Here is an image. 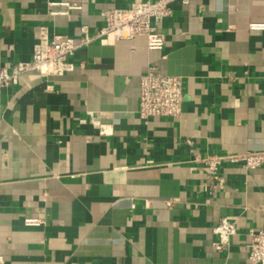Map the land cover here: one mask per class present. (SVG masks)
<instances>
[{
	"label": "crops",
	"instance_id": "1",
	"mask_svg": "<svg viewBox=\"0 0 264 264\" xmlns=\"http://www.w3.org/2000/svg\"><path fill=\"white\" fill-rule=\"evenodd\" d=\"M132 2L0 0V66L31 61L42 28L78 40L82 25L93 35L102 12ZM173 7L155 24L162 49H148L143 35L96 38L75 52L73 71H30L2 89L3 264L247 261L250 232L264 229V163L224 162L220 186L201 159L264 150V30L250 29L264 22V0ZM148 67L183 77L177 117H140ZM224 217L236 232L216 250Z\"/></svg>",
	"mask_w": 264,
	"mask_h": 264
},
{
	"label": "built area",
	"instance_id": "2",
	"mask_svg": "<svg viewBox=\"0 0 264 264\" xmlns=\"http://www.w3.org/2000/svg\"><path fill=\"white\" fill-rule=\"evenodd\" d=\"M190 0H133L127 8H110L102 12L104 24L98 32L91 35L86 25L80 27L81 35L78 40L68 35H49L46 28L37 33V41L33 47L31 61H21L0 66V134H1V92L6 86L18 84L24 75L36 71L41 75H64L75 68L73 56L75 52L89 45L96 38L112 40L132 39L143 35L147 38L150 50L162 49L165 36L158 32L155 24L174 14V4L187 5ZM68 9H78L80 6L65 3ZM251 30H264V22L250 23ZM184 79L182 76L163 73L148 67L140 76V93L138 112L141 118L151 116L177 117L183 104ZM89 120L96 122L90 114ZM85 122V119H82ZM100 134L107 131L99 125ZM201 161L213 178L218 179L222 186L223 179L218 174L219 167L224 162L240 164L245 169H254L264 163V150L247 151L233 154H211L204 156ZM171 201L167 204L171 205ZM24 223L37 226L42 221L27 217ZM217 240L213 243L216 250L226 248L231 237L236 232L235 222L222 218L214 228ZM249 255L244 264H264V229L250 232ZM0 264L3 260L0 257Z\"/></svg>",
	"mask_w": 264,
	"mask_h": 264
}]
</instances>
